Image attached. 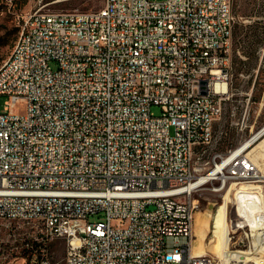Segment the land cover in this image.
<instances>
[{"label": "built area", "instance_id": "obj_1", "mask_svg": "<svg viewBox=\"0 0 264 264\" xmlns=\"http://www.w3.org/2000/svg\"><path fill=\"white\" fill-rule=\"evenodd\" d=\"M236 21L233 0L23 15L0 65V222L37 234L19 233L9 256L55 264L45 250L63 240L65 264H264V163L250 153L264 133L224 147L239 122L218 123ZM217 180L237 211L228 249L258 259L196 253V194Z\"/></svg>", "mask_w": 264, "mask_h": 264}, {"label": "rangeland", "instance_id": "obj_2", "mask_svg": "<svg viewBox=\"0 0 264 264\" xmlns=\"http://www.w3.org/2000/svg\"><path fill=\"white\" fill-rule=\"evenodd\" d=\"M104 4L105 0H13L12 4L8 0H0V65L7 60L20 35L19 24L23 15L40 7L63 12L94 10ZM234 13L236 22L251 26H241L237 36L233 35L231 40L234 95L227 102L218 123L228 124L233 119L239 122V125L229 129L230 139L224 147L239 145L264 127V0H237ZM5 100L6 97L0 95V112L3 111ZM235 108H238V111L245 108L249 110V116L245 122L247 126L244 129L241 128L240 113L233 116ZM152 111L157 115L162 112L158 105H153ZM259 160L264 163V156L261 155ZM224 196L225 192L211 189H204L196 194L199 201L194 225L196 249L210 242L213 235L211 228L214 212L217 205L222 203ZM229 210L231 213L230 204ZM95 219L92 218V220ZM19 233L33 239L37 229L28 225L17 227L15 223L0 222V264H26L21 258L22 254L15 258L9 256L14 244L21 248V242L17 240L20 237ZM207 249V253L219 259L213 248ZM45 252L49 254L53 263L65 264L66 246L63 240L49 244Z\"/></svg>", "mask_w": 264, "mask_h": 264}, {"label": "bare ground", "instance_id": "obj_3", "mask_svg": "<svg viewBox=\"0 0 264 264\" xmlns=\"http://www.w3.org/2000/svg\"><path fill=\"white\" fill-rule=\"evenodd\" d=\"M18 44H21V33L7 60H10L14 52L17 51ZM263 133H264V127L259 132H257L254 135V137L260 136ZM251 142H252L251 140H248L247 142H244V145L247 146ZM250 153L255 156L258 162L260 161L259 157L261 155L264 156V135L261 136L254 143V145L251 146ZM194 186H196V188H206V180L194 179ZM217 192H226V182H224V180H217ZM230 196H231L230 193H226L222 203H219L217 205V208L214 212V219L211 228L213 235L210 242L200 246L199 249H195V251L197 254H204L207 253L208 250L207 248L211 247L215 251L217 257H222L225 260H229V259L231 260L232 257H236V258L241 257L242 259L246 257L248 259L251 257L256 260L258 259V257L250 254L248 251H244V250L230 251L228 249V244H229L228 225L237 224V211L231 209V213H230V210L228 209V203L231 198ZM229 213L231 214L230 217H229ZM241 225H249V218H241Z\"/></svg>", "mask_w": 264, "mask_h": 264}, {"label": "trees", "instance_id": "obj_4", "mask_svg": "<svg viewBox=\"0 0 264 264\" xmlns=\"http://www.w3.org/2000/svg\"><path fill=\"white\" fill-rule=\"evenodd\" d=\"M236 5H237V0H233V10H234V12L236 10ZM241 26L247 27V26H251V25L242 24V23L236 22L235 25H234V29H233V35L234 36H237V34L239 32V29H241ZM243 63H245V62H243Z\"/></svg>", "mask_w": 264, "mask_h": 264}]
</instances>
